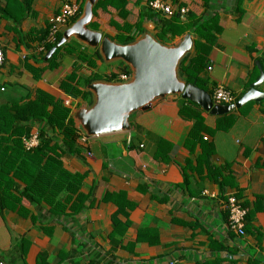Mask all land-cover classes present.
<instances>
[{
  "label": "crops",
  "instance_id": "crops-1",
  "mask_svg": "<svg viewBox=\"0 0 264 264\" xmlns=\"http://www.w3.org/2000/svg\"><path fill=\"white\" fill-rule=\"evenodd\" d=\"M68 1L77 2L0 0L5 51L0 107L26 106L43 94L69 107L79 128L75 113L86 105L80 92L72 96L62 82L85 91L83 84L68 80L71 75L86 80L98 73L107 78L124 63L92 58L75 72V59L68 56L60 77H52L59 64L51 68L46 60L43 35ZM150 1L114 0L97 10L95 30L117 42L136 34L139 14L150 9ZM162 1L174 9L186 8L184 21L188 13L217 19L221 30L215 33L200 77L211 95L224 85L238 101L264 72V0ZM159 17L144 19L143 28L161 42L175 44L191 33L166 39ZM47 41L52 42L49 35ZM257 89L264 93V82ZM182 103L181 98L158 100L131 116L130 132L88 136L83 143L78 138L71 153L62 155L50 147L48 157L58 158L61 165L56 174L46 171L42 200L11 201L0 209V263L264 264V97L223 115L202 112L209 130L218 119L234 118V124L206 133L215 153L201 166V146L191 151L185 145L195 122L180 116ZM41 127L55 144L63 145L62 130L50 127L47 118L31 124V132L39 133ZM20 142L12 139L14 145ZM74 177H80V183ZM230 194L248 209L244 236L229 225ZM85 195L86 207L76 211Z\"/></svg>",
  "mask_w": 264,
  "mask_h": 264
},
{
  "label": "trees",
  "instance_id": "trees-1",
  "mask_svg": "<svg viewBox=\"0 0 264 264\" xmlns=\"http://www.w3.org/2000/svg\"><path fill=\"white\" fill-rule=\"evenodd\" d=\"M80 5V9L74 16L72 23L75 22L81 15L83 5L86 0H76ZM114 0H97L94 5V15L97 10H103ZM150 8V7H149ZM183 8V7H181ZM181 8L179 12L170 18H160L158 12L150 8L148 11H141L138 21L135 24L136 34L126 36L121 42L128 44L135 41L138 35L145 32L143 28L144 19L154 20L158 16L160 19L161 31L166 39L171 41L177 36H182L186 32H191L194 35V52L185 57L180 64L179 75L187 83H192L202 89H205L201 73L206 69L209 62V55L212 51V44L215 41V33H219L221 28L217 24L215 18L197 17L193 13H188V21L182 20ZM92 29H96L95 22L90 25ZM50 28V26H49ZM49 35V29L43 35V44L48 52L51 48L57 45L62 37V32H59L52 42H46ZM205 40V42L201 41ZM166 41V40H165ZM167 42V41H166ZM87 46L77 40H71L60 48H57L52 57L48 60L50 67L59 68L53 70L52 77L58 78L63 72L65 62L68 56L73 57L74 71L78 72L83 64L92 58L102 59L98 50L90 51ZM124 63V62H123ZM129 66L124 63L121 68L123 71H129ZM118 73H112L107 78H104L98 73H94L86 80L77 79V74L74 73L68 80L75 82L76 85L83 84L86 86L85 91H79L77 87L70 86L68 81L62 82V87L75 96L80 92L84 100L83 105L90 106L93 104V94L87 89L88 84L106 79L107 81H116ZM183 103L180 107V116L187 120H194V125L189 132L185 145L192 151L194 147L200 145L203 153L198 159V165L209 163V159L215 153V145L209 141V136L206 133H215L219 130H229L234 124V118L218 119L215 128L209 130L206 126V120L202 114L204 111L197 103L187 99H182ZM49 105L53 106L52 112L48 111ZM45 118L48 119V124L52 128L62 130L64 134L63 145L55 144L51 135L43 128H40L38 133L39 144L31 150L24 148L22 138L24 136L31 137L34 133L31 132V124L41 123ZM79 128L75 127V121L71 115V109L58 101H50L49 97L40 94L39 98L30 101L26 106L17 107H0V209H4L11 201L21 203L23 199H27L30 203H39L41 184L46 185L47 170L56 172L60 168V161L56 157H48L47 150L52 147L61 152V154L71 153L76 148V143L79 138ZM207 137V138H206ZM12 139L20 142L13 144ZM54 164V165H53ZM58 165V167L56 166ZM74 182L80 183V177H74ZM107 195L105 198H110ZM88 198L84 196L76 211H80L86 207L85 202ZM120 210L123 211L122 206ZM228 210V209H227ZM124 212V211H123ZM229 216V214H228Z\"/></svg>",
  "mask_w": 264,
  "mask_h": 264
},
{
  "label": "water",
  "instance_id": "water-1",
  "mask_svg": "<svg viewBox=\"0 0 264 264\" xmlns=\"http://www.w3.org/2000/svg\"><path fill=\"white\" fill-rule=\"evenodd\" d=\"M96 1H85L81 15L65 29L57 45L46 56L49 60L57 48L75 39L98 50L105 62L121 60L131 68L129 81L97 80L88 84L93 104L82 106L75 113L80 130L87 136L130 132L131 116L151 109L156 101L164 98L187 99L210 114L223 115L264 97V93L257 89L264 82V72L261 71L256 82L236 103H215L209 92L187 83L179 75L181 61L195 50L191 33L184 35L175 45L164 44L146 31L131 43H119L90 27L94 22Z\"/></svg>",
  "mask_w": 264,
  "mask_h": 264
},
{
  "label": "built area",
  "instance_id": "built-area-1",
  "mask_svg": "<svg viewBox=\"0 0 264 264\" xmlns=\"http://www.w3.org/2000/svg\"><path fill=\"white\" fill-rule=\"evenodd\" d=\"M150 8L158 13L164 14L165 17H173L179 12L178 9H174L172 5H168L162 0H153L149 2ZM80 9V5L77 2L68 1L64 3L60 12L52 19L49 28V40L54 41L57 34L61 31L62 27L68 26L74 16ZM182 14H186L188 11L186 8H181ZM5 62V51L2 43L0 42V67ZM212 67H209L211 69ZM132 77V71H121L118 74L116 81L125 82L129 81ZM212 98L215 103L230 105L237 102V99L232 94L231 91L225 88L224 85H218ZM80 130V128H79ZM79 133V139L83 143L88 140V136L84 134L81 130ZM207 138V137H206ZM23 145L26 150H31L39 144L38 132L33 134L31 137L24 136L22 138ZM228 214H229V225L232 230H234L238 235L244 236L246 234V217L248 209L244 207L240 201L234 195L230 194L226 203ZM3 264V263H0ZM174 264V263H172Z\"/></svg>",
  "mask_w": 264,
  "mask_h": 264
},
{
  "label": "rangeland",
  "instance_id": "rangeland-1",
  "mask_svg": "<svg viewBox=\"0 0 264 264\" xmlns=\"http://www.w3.org/2000/svg\"><path fill=\"white\" fill-rule=\"evenodd\" d=\"M140 37V35H138L136 38H139ZM181 40V39H180ZM177 42H179V40H177ZM177 42H175V44L177 43ZM164 44H167V45H173L174 43H171V42H169V41H167V42H163ZM174 44V45H175ZM192 54V53H191ZM115 63H118V64H121V63H123V61H121V60H118V62L116 61ZM124 65H122V67H123ZM120 71L119 72H121V71H123V69H119ZM129 70H131V68H129ZM132 71V70H131ZM102 80H105V79H102ZM82 107V106H81ZM81 107H79V108H81ZM78 108V109H79Z\"/></svg>",
  "mask_w": 264,
  "mask_h": 264
},
{
  "label": "bare ground",
  "instance_id": "bare-ground-1",
  "mask_svg": "<svg viewBox=\"0 0 264 264\" xmlns=\"http://www.w3.org/2000/svg\"><path fill=\"white\" fill-rule=\"evenodd\" d=\"M182 47H184V45H182Z\"/></svg>",
  "mask_w": 264,
  "mask_h": 264
}]
</instances>
